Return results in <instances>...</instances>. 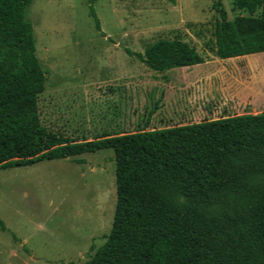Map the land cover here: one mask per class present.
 Returning <instances> with one entry per match:
<instances>
[{
	"label": "rangeland",
	"instance_id": "obj_1",
	"mask_svg": "<svg viewBox=\"0 0 264 264\" xmlns=\"http://www.w3.org/2000/svg\"><path fill=\"white\" fill-rule=\"evenodd\" d=\"M174 1L95 0L102 36L87 0H33L25 19L45 73L41 123L82 142L264 112V53L224 60L213 53L220 9L227 22L264 29L260 11L238 9L234 0ZM174 38L203 62L158 73L124 51L142 53ZM113 157L107 149L0 169V220L7 229L0 230V264L88 262L112 224ZM169 186L178 203L212 212L224 211L235 196L221 186L203 201L179 183Z\"/></svg>",
	"mask_w": 264,
	"mask_h": 264
},
{
	"label": "trees",
	"instance_id": "obj_2",
	"mask_svg": "<svg viewBox=\"0 0 264 264\" xmlns=\"http://www.w3.org/2000/svg\"><path fill=\"white\" fill-rule=\"evenodd\" d=\"M32 1L0 0V169L112 150V224L85 264H264V184H256L264 183V112L90 141L64 137L39 117L45 73L35 56L32 25L25 19ZM87 3L95 29L104 36L95 0ZM233 4L259 10L264 26V0ZM219 14L213 32L217 58L264 53V29L227 22L222 9ZM124 51L158 73L203 62L194 47L177 38L159 39L142 53ZM176 183L203 201L221 186L235 196L224 211L212 212L178 203L169 186ZM0 230H7L1 220Z\"/></svg>",
	"mask_w": 264,
	"mask_h": 264
}]
</instances>
